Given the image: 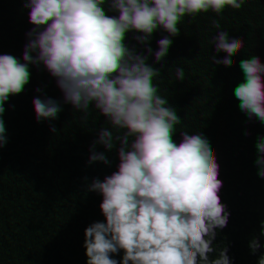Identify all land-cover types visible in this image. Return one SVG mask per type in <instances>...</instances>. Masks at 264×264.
Segmentation results:
<instances>
[{
  "label": "trees",
  "instance_id": "16d2710c",
  "mask_svg": "<svg viewBox=\"0 0 264 264\" xmlns=\"http://www.w3.org/2000/svg\"><path fill=\"white\" fill-rule=\"evenodd\" d=\"M231 2L217 32L198 0H0V264H264V209L212 182L264 166V0Z\"/></svg>",
  "mask_w": 264,
  "mask_h": 264
},
{
  "label": "clouds",
  "instance_id": "9594fccd",
  "mask_svg": "<svg viewBox=\"0 0 264 264\" xmlns=\"http://www.w3.org/2000/svg\"><path fill=\"white\" fill-rule=\"evenodd\" d=\"M202 9L201 19L217 32L226 30L236 9L231 0H198ZM260 27V25H258ZM264 31V27H260ZM259 50L264 52V40L257 41ZM39 92V88H33ZM15 118L23 121L28 113L24 106L17 102L13 106ZM184 126L190 130L191 143L188 151L197 156L223 151L230 143L229 126L231 117L215 111L209 105L202 111L198 106H187L183 109ZM212 182L223 188V191L241 207L264 209V166L251 159L239 157L232 161L230 171H217Z\"/></svg>",
  "mask_w": 264,
  "mask_h": 264
}]
</instances>
